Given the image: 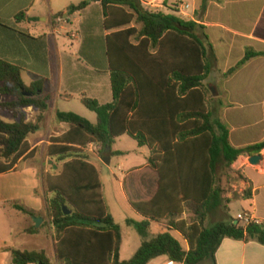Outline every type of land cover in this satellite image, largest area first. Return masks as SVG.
Segmentation results:
<instances>
[{
    "label": "trees",
    "instance_id": "16d2710c",
    "mask_svg": "<svg viewBox=\"0 0 264 264\" xmlns=\"http://www.w3.org/2000/svg\"><path fill=\"white\" fill-rule=\"evenodd\" d=\"M91 2L71 5L68 15L87 10ZM100 3L102 9L82 25L80 55L88 66L110 73L113 102L101 104L82 97V104L97 115V124L74 113H57V121L70 130L52 139L50 155L71 160L59 178H46L57 259L62 264H150L166 257L177 264H216L225 239L264 245V224L245 227L220 221L206 226L210 216L224 206L221 170L231 169L241 157L260 154L264 142L234 147L230 128L215 116L207 81L216 58L202 26L178 15L146 9L142 0ZM174 12L179 13L178 7ZM25 16L20 13L17 21ZM258 58H264V52L249 50L227 76ZM22 70L0 59V93L15 98L0 103V110L18 120L8 123L0 118V175L15 171L22 159L34 155L29 153L28 139L41 130L49 109L48 81L27 86ZM28 108L39 112L35 122L26 121L24 110ZM125 135L151 150L149 166L159 174L154 198L132 203L145 220H127L142 240L129 261L120 258L122 227L103 201L99 173L82 161L87 160L84 150L89 145L95 144L97 152L105 155ZM245 197H251V188L246 189ZM67 204L75 208L71 215L65 214ZM12 206L27 216L42 217L23 205ZM163 221L167 231L153 235L152 223ZM173 231L181 234L188 249ZM25 232L36 235L40 230L32 227ZM9 251L13 264H52L44 250Z\"/></svg>",
    "mask_w": 264,
    "mask_h": 264
},
{
    "label": "crops",
    "instance_id": "0c3cea01",
    "mask_svg": "<svg viewBox=\"0 0 264 264\" xmlns=\"http://www.w3.org/2000/svg\"><path fill=\"white\" fill-rule=\"evenodd\" d=\"M94 2L96 4L92 3L87 10L68 15L67 10L71 5L80 4L77 0H0V59L20 66L23 69V81L27 86L46 79L49 87L48 95H50L49 109L45 113L41 130L28 139L29 153L34 152V155L22 159L15 171L8 173L20 174L27 180V184L13 185L9 189L3 188L0 184V264H13L12 254L9 250H20L13 242L12 223L3 222V211L4 216L7 217L9 214L16 221L25 214L14 209L13 203L23 205L37 214L44 211L42 208L46 204V200L40 201L34 198L36 184L33 178L36 171L25 166L33 160H38L42 154L46 158V160H42L43 175L49 179L59 178L64 169H67V164L71 162V160L60 161L57 155L54 157L50 155L52 139L61 137L70 130L68 125L57 121V113L76 114L72 104L77 100L81 102L84 96L96 99L101 104L113 102L110 73L88 66L80 55L83 44L82 25L91 15L102 9L101 3ZM142 3L146 9H151V11L155 9V11H161L168 15H178L182 19L194 21L202 26L203 32L209 37L214 48L216 58L214 71L217 70L226 79L233 81L230 88L225 90H221L217 86L218 96L215 94L212 101L214 114L218 111L219 116L215 114L217 118L224 121L231 114L237 121L245 117L254 120L253 114L256 115L254 111L264 110V58L255 59L233 75L227 76L228 71L236 67L249 50L264 52V0H208L206 4H204V0H198V7L194 10L193 15L188 14L185 18L180 13L183 5L179 13L170 9L174 4H178L176 0H142ZM23 12L26 13V16L17 21V16ZM62 13L64 16L56 18ZM63 40H68L70 46H67ZM222 65L226 66L222 67ZM14 100V97L0 93V103H9ZM3 112L8 113L0 110L1 119ZM24 112L27 122H35L39 114L34 108L25 109ZM10 115L14 121L8 123L18 121L12 114ZM79 116L91 119L83 111L79 112ZM260 120L264 130V115ZM57 122L62 126L59 127ZM230 132L231 143L236 148L264 142L262 140L250 142L252 133L249 123H245V119L244 121L239 120L236 129H230ZM126 136L128 135L117 139L107 156L100 155L95 144L89 145L84 150L87 160L82 161L97 169L102 198L110 215L112 214L104 198L101 178L105 169L111 171L115 157L121 156L128 160L133 155L141 154L144 159L141 165L134 162L127 166L117 165L126 180H134L132 182L137 202H130L132 210L136 211L132 203L151 201L159 187V174L149 166L148 159L151 156V150L148 147H140L137 143L138 149L132 152L114 149V146H117V143ZM258 155L263 156L259 165H252L250 157H241L239 169L243 171L248 188H251V197L243 198L246 203L245 213L264 223V151ZM77 166L83 167L82 163ZM234 166H238V162ZM4 189L10 191V196H3ZM27 197L32 199V206L20 203L23 198L27 200ZM138 214L141 216V221H144V216ZM112 217L114 218V216ZM114 220L116 221L115 218ZM154 224L159 226V231L156 233L153 232ZM27 229L25 226L24 234ZM151 231L153 235L161 234L167 231V223L164 221L162 223L153 222ZM44 251L52 264L54 261L57 264H62L56 257L55 247L51 256L46 250ZM157 260L150 264H158L155 263ZM216 264H264V245L254 241L225 239L216 254Z\"/></svg>",
    "mask_w": 264,
    "mask_h": 264
},
{
    "label": "rangeland",
    "instance_id": "374dc122",
    "mask_svg": "<svg viewBox=\"0 0 264 264\" xmlns=\"http://www.w3.org/2000/svg\"><path fill=\"white\" fill-rule=\"evenodd\" d=\"M84 1H92L91 3L96 4V2H94L93 0H77L78 3H82ZM100 1L101 0L99 1L97 0V3L100 4ZM176 1L178 2V4H174L170 9L175 10L176 7H178L180 11L182 5L184 6L189 4L191 7L188 10L189 15H193L194 10L198 7V0H176ZM152 11H155V9L154 10L152 9ZM64 41L67 46H70L68 40H63V42ZM225 66L226 65H222V67ZM216 69H218V67H216ZM232 83H233L232 80L226 79L217 70H215L207 81V86L209 88L211 87L210 88L211 94L209 96L210 100L211 101L214 100L215 94L216 96H218L217 86L221 90H225L230 88ZM72 106H73L72 107L73 110H75V112H77L78 115L79 112L83 111L85 114H87L88 118H91L90 120L92 121H90L89 119L87 120H89L93 124H96V119H97L96 114L85 108L80 101L78 100L75 101L72 104ZM254 112L256 113V115L253 114L254 120H250L251 118L249 119L246 117L239 120L244 121L245 119V123L246 122L249 123V129L252 133L250 135L251 136L250 142H259L261 140L264 141V130L263 127L261 126L262 121L260 120L262 115H264V110H259ZM215 114L216 116H219L218 111H216ZM2 119H4L7 122L14 121L13 117L10 114L4 112L2 113ZM239 120L237 121L231 114L228 115V118L224 119L225 123L228 125V127L231 130L236 129ZM57 125L59 127L62 126L58 122ZM235 135L237 136L238 134ZM114 149L132 152L138 149V145L134 139H132L129 136H126L117 143V146H114ZM107 155L108 153H105V156ZM42 160H46V158L41 154L38 160H33L34 163L29 162L25 166L28 169H33L36 171V174L34 175L33 178L36 184L34 191V198L39 199L40 201L50 199L49 198L50 195H48V190H47L48 188L46 184V178L45 175H43V171H42ZM239 160L237 161L238 166H234L235 165L234 164L231 169H223L220 172V186L223 190V197L225 199V202L222 209L214 212L210 216L208 222L206 223L207 227L213 226L214 224L220 221L237 222L239 216L245 214L246 203L244 202L243 198L245 197V191L248 188V185L246 184V179L243 175V171L239 169ZM132 162L136 163L137 165H141L144 162V159L141 157V154L133 155L130 158H128V160L125 157L117 156L115 157V160L112 164V168L110 169L111 171L105 169L102 172V178H101L104 188V198L109 207L110 213L112 214V216H114L118 224H120L122 227L124 238H123V245L121 251V258L124 261H129L135 256V254L140 249L142 242L141 237L136 232V230L128 226L126 222V220L128 219H132L139 222L141 221V216H139V214L136 211L132 210L130 206L131 204L130 202H137L136 199L137 197L135 196V191L133 189L134 180L132 179L133 182L132 180H126L122 170H119L117 166L118 164H124V166H127ZM124 170L126 171L127 169ZM26 182L27 180L25 178H22L18 173L0 176V184L5 189L6 188L9 189L13 185H18V186L25 185ZM3 196H10V191L9 190L3 191ZM47 200L45 207L43 206L42 208L44 210L41 213L42 217H30L24 215L20 218V220L18 219L14 221V218H12L9 214H7V217L4 216L5 213L3 211V222L9 221L13 225L14 228L13 242L16 244L18 249L26 250V251L46 250L50 256L53 254L54 247L56 246V232L54 228L49 224L50 216L47 208L48 207ZM229 200H232L231 205L227 202ZM20 203L24 204L25 206L26 205L32 206L33 201L30 198H28L27 200L26 198H23V200H21ZM66 207L71 212L75 211V208L70 204H67ZM186 217L188 218V216ZM34 218L42 219L40 227L37 228L40 230V232L32 236L31 235L29 236V234H27L26 232L25 233L27 235L24 234L23 229L25 226L28 229L32 227H36ZM240 224L242 226L244 225L243 223ZM158 229L159 226L154 224L153 232L154 233L158 232L159 231ZM171 233L175 238H177L182 243L185 249H188L187 243L184 241L183 237L179 232L173 231ZM166 261H167L166 258L161 257L158 258L157 262L155 263L164 264ZM54 264H57V262L54 261ZM205 264H211V263L208 262Z\"/></svg>",
    "mask_w": 264,
    "mask_h": 264
},
{
    "label": "built area",
    "instance_id": "2783aa9c",
    "mask_svg": "<svg viewBox=\"0 0 264 264\" xmlns=\"http://www.w3.org/2000/svg\"><path fill=\"white\" fill-rule=\"evenodd\" d=\"M190 5H184L181 10V16L182 17H187L188 15V10L190 9ZM237 223H243L245 227L251 225V224H257V225H263L264 223L260 221L259 219H255L252 217V215L245 213L239 216ZM164 264H177L176 262L172 260H167Z\"/></svg>",
    "mask_w": 264,
    "mask_h": 264
},
{
    "label": "water",
    "instance_id": "95a60500",
    "mask_svg": "<svg viewBox=\"0 0 264 264\" xmlns=\"http://www.w3.org/2000/svg\"><path fill=\"white\" fill-rule=\"evenodd\" d=\"M95 1H97V0H95ZM249 160H250V163L252 165H259L260 162L263 160V156L262 155H254V156L250 157ZM64 210H65L66 215L72 214V212L69 211V209L66 206H64ZM34 221L36 223V228H39L41 225L42 219L41 218H34ZM235 224L237 225L238 223L236 222Z\"/></svg>",
    "mask_w": 264,
    "mask_h": 264
}]
</instances>
